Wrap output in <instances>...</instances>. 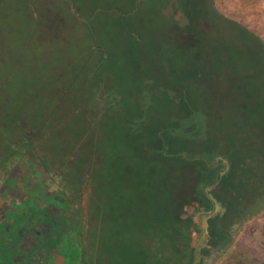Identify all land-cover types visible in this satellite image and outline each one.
Here are the masks:
<instances>
[{
	"label": "rangeland",
	"instance_id": "obj_1",
	"mask_svg": "<svg viewBox=\"0 0 264 264\" xmlns=\"http://www.w3.org/2000/svg\"><path fill=\"white\" fill-rule=\"evenodd\" d=\"M208 1L210 5L206 0L207 6L205 5L204 10L207 17L204 18L206 21H203L204 34L207 37L203 38L211 56L215 58L211 61L212 66L217 64L212 73L216 78L206 87L203 103L201 98L197 99L199 110L193 112L189 118L190 124L195 123L204 128V123L209 120L205 116L206 106L220 116L222 128L227 124L224 123L225 120H231L233 124H258L264 134V0ZM139 3L137 7L140 6ZM133 4L131 0H0V150L3 140H9L11 143L13 138L18 139L25 135L24 125L30 123L37 124L36 130L39 132L35 138L43 142L41 144L38 141L36 147L29 148L31 151L24 153L19 161L17 153H13L14 148L10 153L0 155V219L15 215L19 208L25 207V210L30 209L35 216L44 213L62 217L64 214L66 229L56 218L52 219L53 223L48 222V231L56 232V235H51L49 239L56 242L55 246L60 248L53 251L54 245L49 244L48 237L46 238L47 243L44 246L55 253L56 258L50 253L54 264H66L69 257L64 260L63 254L70 252L71 261L67 264L88 262V257L82 259L81 253L91 255V249L78 250V237L72 234L75 225L73 222L76 221L75 217L82 215L84 203L85 208L89 210V216L86 218L91 220L90 223L86 222L88 227L84 230L92 232L97 229L99 219L96 216L97 210H93V202L97 203L95 190L88 181L87 186L81 182L79 192L77 195L72 194V197H65L62 193L45 195L46 187L54 186L55 182L59 191L69 188L58 179V173L49 169L50 159L46 158L45 162V157L42 156L45 144L48 146L46 152L51 156H62L71 146L78 151L82 137L91 136V129L86 131V126L79 124L78 110L92 108V103L99 105L103 101H113L115 98L110 95L112 92L116 97L119 94L120 99L123 98L129 105L147 103L151 86L155 88V82L148 73L153 74L155 69L153 64L148 65L150 62L141 49L157 41L160 37L157 28L165 31L164 38L168 44L179 39V35L171 29L170 23L172 18L176 19L183 14H174L176 9L173 4L169 7L164 5L162 0L150 1L149 6L144 5L139 12V18L143 22H134V25L148 26V34H137L138 38L134 40L130 39L129 35L126 37L130 40L115 36L123 28L120 16H124L125 33L129 31V28L125 27L127 16L122 13L131 9ZM190 15L191 11H188V16H183L181 21L185 22L192 32ZM147 21L150 23H146ZM181 35L189 42L195 39L192 33L188 35L183 32ZM129 45L139 47L140 51L129 53ZM189 45L192 48L193 44ZM184 47L185 43L183 50ZM103 49H106L105 55ZM96 76L103 77L102 82ZM87 78L90 80L89 100H86L88 88L82 84ZM142 85L143 89L138 88ZM97 93L99 95L95 96ZM231 102H234L235 106H232ZM86 117L90 121L91 117ZM92 120V125L96 127L99 116L94 114ZM182 125L187 126V121H182ZM25 127L27 129V126ZM229 130H232V127ZM245 130V136L250 139L251 128ZM214 131L218 132V129ZM219 134L224 132L221 130ZM171 136L173 140L193 137L185 132L184 128L172 131ZM116 139L103 138L104 145L100 146L103 154L107 155V145L114 143ZM239 150L244 148L239 146ZM239 150L235 160L244 161L251 175L258 173L255 154L244 151L242 156L252 155L249 157L252 160L247 163L240 158ZM198 152L208 156L203 150ZM213 152L215 150L211 152L214 155ZM17 161L18 165L15 166ZM116 162L122 163V158L118 157ZM109 167L110 165L103 163L97 174L95 173L99 183L103 180L100 176ZM243 169L244 167L240 168L241 171L238 169L239 174L248 177L249 174L242 171ZM256 178L260 179L261 176ZM240 179L242 178L237 177V180ZM254 180L255 178L253 182L259 187L256 191L261 193L264 186L262 178L259 181ZM99 183L95 184L99 186ZM100 188L101 186L97 189L98 193H101ZM51 189L53 188L49 187L48 191L54 193V189L53 192ZM243 195L244 200L241 203L245 208L242 207L241 211L245 212L249 208L252 211L254 204H249L254 202L257 195ZM56 200L57 203L53 206ZM75 204L79 210L77 216L72 210L75 209ZM70 210L72 212H69ZM1 225L2 223L0 227ZM27 228L29 224L25 225V230ZM84 230L81 233L83 245L88 242L85 236L87 232ZM240 230L232 245L234 251L231 256L239 254L240 257L253 258L264 264V209L244 222ZM61 232L64 233L63 237ZM60 241L61 244H58ZM229 254L230 251L224 256L221 254V257L214 259L212 263L223 264ZM29 262L27 264L35 263H31V260ZM36 262L40 261L37 259Z\"/></svg>",
	"mask_w": 264,
	"mask_h": 264
},
{
	"label": "trees",
	"instance_id": "obj_2",
	"mask_svg": "<svg viewBox=\"0 0 264 264\" xmlns=\"http://www.w3.org/2000/svg\"><path fill=\"white\" fill-rule=\"evenodd\" d=\"M150 1L155 0H131L134 3L131 9L122 13L127 16L125 27L129 31L125 33L124 16H120L123 28L115 36L134 40L138 38L137 34H148V26L134 25V22H143L139 18V12L144 5L149 6ZM162 1L169 7L173 4L176 9L174 14L188 16V11H191L189 18L193 23L192 29L190 28L192 32L181 21L183 16L180 15L176 19L172 18L173 22L170 23L171 29L179 35L176 42L168 44L164 38L165 31L157 28L160 36L157 41L141 49L150 62L148 65L153 64L155 69L153 74L148 73L155 82V88L151 86L147 103L129 105L123 98L120 99L119 94L116 97L112 92L110 95L115 98L113 101H103L100 106L90 101L92 108L78 110L79 124L86 126V131L90 128L91 136L82 137L78 151L71 146L62 156H54L55 160L51 162L48 160L51 172L58 173V179L69 188L59 191L55 182L54 186L51 184L52 186L46 187L45 195L62 193L65 197H72V194L77 195L79 192L81 182L87 186V181L94 187L97 203L93 202V210H97L98 228L92 232L84 230L88 227L86 222L90 223L91 220L83 218V209L82 215L75 217L76 221L73 222V230H77L75 235L78 237V250L91 249V255L81 253L82 259H89L85 264H211L213 259L220 258L225 251H230V254L223 264H260L253 258L240 257L239 254L232 257L231 253L234 251L232 245L235 238L241 231L240 227L264 209V186L261 193H258L256 190L259 187L253 182V178L254 181L262 178L264 183V134L258 124H233L231 120H225L224 123L227 124L222 128L220 116L206 106L205 116L209 120L204 123V128L195 123L190 124L189 118L199 110L197 99L201 98L203 103L206 87L216 78L212 73L217 64L212 66L211 61L215 58L211 56L204 39L207 37L203 23L207 17L204 14L207 4L206 0ZM207 2L210 5L208 0ZM208 18L211 19L209 16ZM168 19L169 16L166 23ZM183 32L188 35L192 33L194 41L189 42L181 35ZM189 44H193L192 48ZM93 45L95 46L94 43ZM105 50L103 49V53ZM127 51L131 54L138 53L140 48L129 45ZM96 78L100 82L103 80V77ZM89 83V78L82 82L88 88L86 100L91 97ZM143 86L138 88L143 89ZM98 95L97 93L95 96ZM231 105L235 106L234 102ZM94 114L99 116L96 127L92 125ZM86 115L91 117L90 121ZM184 120L187 121V126L182 125ZM36 126V123L25 124V135L13 138L11 143L3 140L0 155L10 153L14 148L13 153H17L19 161L24 153H29V148L36 147L39 141L35 138L39 132ZM231 127L232 130H229ZM180 128H184L193 137L173 140L171 132ZM245 128H251L250 139L245 136ZM216 129L218 132L214 131ZM221 130L224 134H219ZM103 138H117L114 143L107 145V155L100 148L104 145ZM178 140L180 141L177 142ZM239 146L244 150H239ZM46 149L48 146L45 144L44 150ZM200 150L207 152L208 156L200 154ZM213 150L214 155L211 153ZM238 150L240 158L246 162L252 160L249 158L252 155L242 156L244 151L255 154L258 173L251 175L244 161L235 160ZM118 157L122 158V163L116 162ZM103 163L110 167L100 176L103 180L99 183L96 174ZM242 167V171L250 175H247L249 178L239 174ZM259 175L261 178H256ZM237 177L242 179L237 180ZM97 182L99 186L95 184ZM100 186L101 193H98ZM49 187L54 189V193L48 191ZM243 193L249 197L257 195L254 202L249 204H254L252 211L251 208L241 211ZM56 203L57 200L52 205L55 206ZM73 207L76 216L79 215L76 204ZM25 208H19L17 215L7 216L10 222L8 218L2 221L0 219V232L3 233L0 237L8 239L11 235L15 240L17 236L25 238L28 235L27 243L17 249L23 248L25 251L28 248V255H33L37 252L33 247L35 236L36 239L47 241L46 238L54 232L48 231V222L53 223L52 219L56 218L65 229L67 225L63 222L64 214L62 217L44 213L35 216L30 209ZM22 211L23 214H19ZM87 215L89 216L88 209ZM18 216L22 217L17 218ZM15 221L20 223L22 229L29 224V229H24L22 235L18 234L19 224ZM4 222H9V225ZM83 230L87 232L85 236L88 239L85 245L81 239ZM63 235L61 232L62 237ZM9 263L20 264V261L10 260Z\"/></svg>",
	"mask_w": 264,
	"mask_h": 264
},
{
	"label": "crops",
	"instance_id": "obj_3",
	"mask_svg": "<svg viewBox=\"0 0 264 264\" xmlns=\"http://www.w3.org/2000/svg\"><path fill=\"white\" fill-rule=\"evenodd\" d=\"M19 214H23V211H22V213L21 212H19ZM17 215V214H16ZM22 216H18L17 218H21ZM8 218V221L10 222V219H9V217H6V218H4V220H6ZM2 221V220H1ZM8 222V223H9ZM18 223V221H15V223ZM4 223H6V222H4ZM8 223H6V224H8ZM19 224V232H18V234H20V235H22L23 233H24V227H23V229L20 227V223H18ZM15 226H17V225H15ZM15 226L13 227V228H15ZM29 228H27L26 230H28ZM27 232V231H26ZM73 232L74 233H72V234H76V231H74L73 230ZM0 234H2L3 235V233L2 232H0ZM54 235H56V232L54 233H52V237L54 236ZM52 240H53V238H52ZM26 241H28V235L25 237V238H23V237H21V236H17V238L14 240L13 238H12V236L10 235V236H8V239L7 238H5V237H3V236H1L0 237V264H6V263H8L10 260H13V261H16V260H18L19 259V261L22 259V257H19L18 258V256H17V254H16V250H17V248L19 247V246H22V245H25L27 242ZM45 243H47V241H45V240H43V239H41V240H39V238L38 239H36V236H35V241L33 242V247L34 248H36L37 249V252L35 253V254H33V255H28V253H25V254H27V257H25L23 260H22V262H24V263H30L29 261L31 260V263L32 262H35L34 264H54L53 263V258L51 259V257H50V253L53 255V257L54 258H56V256H54L55 255V253H53V252H51V251H49V248H47L46 249V245L44 246V244ZM48 243L49 244H52V245H54V247L52 248L53 249V251H56L57 249H60L58 246L56 247L55 245L57 244L56 242H51V240L49 239V237H48ZM59 244V243H58ZM44 246V247H43ZM4 249H6L5 251H4ZM26 250L28 251V248H26ZM46 250V251H45ZM3 251H4V253H3ZM7 251H9L8 252V254H7V258H9L10 260L8 261V262H3V260H4V255L6 254V252ZM2 254H4V255H2ZM59 255H60V252H59ZM70 255H71V252L69 253V254H67V253H65V254H63V256H64V260H66V257L68 258L69 257V261H67V262H65L66 264L68 263V262H70L71 261V259H70ZM38 256V257H37ZM39 260L40 262H36V260ZM9 264H11V263H9ZM13 264V263H12Z\"/></svg>",
	"mask_w": 264,
	"mask_h": 264
},
{
	"label": "flooded vegetation",
	"instance_id": "obj_4",
	"mask_svg": "<svg viewBox=\"0 0 264 264\" xmlns=\"http://www.w3.org/2000/svg\"><path fill=\"white\" fill-rule=\"evenodd\" d=\"M41 144H42V142L41 141H39ZM42 156L43 157H45V160H46V158H49L50 159V161L51 160H55V158H54V156L52 155H50L49 153H47L46 152V150H44L43 149V151H42ZM88 201V198H87V200H86V202ZM72 210H73V212H75L74 210V208H72ZM69 212H72L71 210L69 211ZM84 213V212H83ZM83 218H84V216H83ZM85 219V218H84ZM59 244H61V241H60V243ZM25 253H27V250H25V251H23V248L22 249H17L16 250V254H17V256H18V258L19 257H27V254H25ZM227 252L225 251V253H224V255L226 254ZM7 254H8V252H6V254H5V256H4V260L6 261V262H8L10 259L9 258H7L6 256H7ZM223 255V256H224ZM22 260L23 259H21L20 260V262H22ZM214 260V259H213ZM213 260H212V262H213ZM8 264V263H7ZM211 264H213V263H211Z\"/></svg>",
	"mask_w": 264,
	"mask_h": 264
},
{
	"label": "water",
	"instance_id": "obj_5",
	"mask_svg": "<svg viewBox=\"0 0 264 264\" xmlns=\"http://www.w3.org/2000/svg\"><path fill=\"white\" fill-rule=\"evenodd\" d=\"M86 200H87V198L85 199V202H86ZM86 207V204L84 203V206H83V212H84V214H85V218H86V216H87V209L85 208Z\"/></svg>",
	"mask_w": 264,
	"mask_h": 264
}]
</instances>
